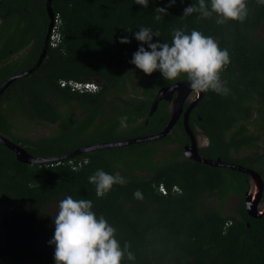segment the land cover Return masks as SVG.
<instances>
[{
    "label": "trees",
    "instance_id": "trees-1",
    "mask_svg": "<svg viewBox=\"0 0 264 264\" xmlns=\"http://www.w3.org/2000/svg\"><path fill=\"white\" fill-rule=\"evenodd\" d=\"M47 1L0 0V86L39 60L51 23ZM169 2L150 0L143 7L138 0H52L60 37L50 40L33 73L0 95V134L48 158L159 133L171 112L162 100L151 113L157 92L187 78L166 81L159 72L149 76L137 69L130 60L139 42L126 30L149 27L171 44L175 29H195L230 55L221 73L228 94L203 92L191 111L192 129L197 135L198 124L209 138L200 153L253 169L264 182V5L248 0L243 23L217 24L215 14L183 17L184 8L198 0ZM158 7L167 12L157 13ZM125 35L131 43H120ZM72 82H95L98 90L82 91ZM28 124L57 127L50 135H21ZM190 142L180 121L157 140L55 162H22L0 143V264H55L52 206L69 195L91 200L97 216L116 228L121 245H130L135 260L121 264H264V214L252 217L246 207L251 175L187 158L184 146ZM98 169L118 173L126 183L98 197L88 179ZM232 196L237 208L228 214ZM23 229L36 233L26 239ZM43 233L48 242L39 247Z\"/></svg>",
    "mask_w": 264,
    "mask_h": 264
},
{
    "label": "clouds",
    "instance_id": "clouds-1",
    "mask_svg": "<svg viewBox=\"0 0 264 264\" xmlns=\"http://www.w3.org/2000/svg\"><path fill=\"white\" fill-rule=\"evenodd\" d=\"M149 2L138 0L143 7H148ZM257 2L264 5V0ZM175 4L176 0H170L168 7ZM247 4L248 0H198V3L184 8L183 17L198 13L201 18H213L215 14L217 24L229 20L243 23L248 16ZM156 12H167V8L158 7ZM156 19L159 20L160 16L157 15ZM126 31L139 42L130 63L144 74L150 76L159 72L166 81L186 76L190 87L198 92L228 94L229 89L223 83L221 73L230 64V55L227 49L218 46L213 37L195 29L188 34L185 29L178 28L174 30L172 43L169 44L162 42L159 32L149 27H140L135 32ZM120 43L129 44L131 38L121 36ZM126 120L127 117L121 119L123 126H126ZM88 179L95 185L98 197L111 192L114 185L126 183L120 174H109L102 169L95 171ZM134 195L142 198L139 191ZM53 222L54 235L49 244L55 247V264H121L125 258L135 260L130 245L125 243L122 246L118 241L116 228L103 215L98 217L93 211L91 200L67 196L59 202Z\"/></svg>",
    "mask_w": 264,
    "mask_h": 264
},
{
    "label": "water",
    "instance_id": "water-1",
    "mask_svg": "<svg viewBox=\"0 0 264 264\" xmlns=\"http://www.w3.org/2000/svg\"><path fill=\"white\" fill-rule=\"evenodd\" d=\"M51 2H52V0L47 1V7H48V11H49V14L51 17V23L49 26V30H48V33H47V36L45 39L44 47H43V50H42V53L40 55L39 60L29 70L17 73L15 75L11 76L10 78H8L0 86V95L4 93V91L12 84V82L14 80H16L19 77H24V76H27V75L33 73L41 65L44 58L46 57L47 50H48L50 40H51V35H52L54 25H55V13H54L53 8L51 6ZM176 92L178 93V95H177L175 103H174L172 118H171L170 122L167 124V126L162 131H160L159 133L146 135V136H139V137H134V138H129V139L117 140V141L101 142V143L86 145V146H83V147H81V148H79L73 152H70L68 154H64L61 156H55V157H48V158L38 157V156L32 155L23 146H21L20 144L14 143L13 141H11L10 139H8L7 137H5L2 134H0V143L7 145L11 149H13L16 152L17 159H19L22 162L41 163V162L61 161V160L73 157L75 155H79L82 153L91 152V151H95V150H100V149H104V148H112V147H118V146H125V145H129L132 143H139V142H143V141L157 140L159 138H162V137L168 135L172 131L173 127L175 126L176 122L180 118L181 114L184 112L185 129H186V131L189 134L190 139H191V143L187 144L184 147V155L189 159L199 161V162H203V163H206V164H209L212 166L225 167V168L249 173L251 175L252 181H253L256 189H257V193L253 194V193L247 192V194H246V207H247L249 214L252 217L257 218V217L262 216L264 214V211L259 212V209H258V203L260 201V198L263 194V189H264V182H263L261 175L257 171L250 169L248 167H245L241 164L226 162V161L222 160L221 158H218V159L206 158V157H203L200 153L199 141H198L197 135L195 134V132L193 131V129L191 128V126L189 124V116H190L193 108L197 105L198 101L203 96V92H198V91L192 89L190 87L188 80H181V81H177V82L173 83L172 85L164 86L156 94V97L153 101V105L151 108V113H154L157 110L159 103L162 100H172L173 96ZM193 92H198L199 95L195 100H193L190 103L188 108L184 111V104H185L186 100L188 99L189 95Z\"/></svg>",
    "mask_w": 264,
    "mask_h": 264
},
{
    "label": "rangeland",
    "instance_id": "rangeland-1",
    "mask_svg": "<svg viewBox=\"0 0 264 264\" xmlns=\"http://www.w3.org/2000/svg\"><path fill=\"white\" fill-rule=\"evenodd\" d=\"M260 36L261 38L264 40V24L261 27L260 31ZM195 95H197L196 92H193L191 97H194ZM57 127V125H50V126H42V125H38V124H28L26 126H23V130L20 132L21 135H28V136H44V135H50L53 133L54 129ZM199 143L201 146H205L209 143V139L208 137L204 134L203 131H199ZM251 190L253 188H255L254 183L251 182ZM262 204V203H261ZM52 207H57L58 206H52ZM57 208H54L55 211H57ZM237 208V198L235 196H232L229 200V203L226 205L225 211L226 213H232V211L234 212L235 209ZM22 235L26 238V239H30L33 237V235L36 233V230H27V229H23L22 231ZM48 238L46 236V233H43L42 238L40 240V242L38 243V246L41 247L43 244L47 243ZM53 246V245H52ZM53 250L55 252V247L53 246Z\"/></svg>",
    "mask_w": 264,
    "mask_h": 264
},
{
    "label": "flooded vegetation",
    "instance_id": "flooded-vegetation-1",
    "mask_svg": "<svg viewBox=\"0 0 264 264\" xmlns=\"http://www.w3.org/2000/svg\"><path fill=\"white\" fill-rule=\"evenodd\" d=\"M197 93V95H195L194 97H191V95H192V93L189 95V97H188V99L186 100V102H185V104H184V111L188 108V106L190 105V103L193 101V100H195L197 97H198V92H196ZM177 95H178V93L176 92L175 94H174V96H173V99L172 100H167L168 101V107H169V110H170V112H171V117H170V120H171V118H172V113H173V109H174V103H175V100H176V97H177ZM156 97V96H155ZM155 99V98H154ZM160 104V103H159ZM185 115H184V112L181 114V116H180V118L178 119V121L176 122V123H178V122H183V124H184V122H185V117H184ZM190 117H191V114H190V116H189V124H190ZM200 119V118H199ZM170 120H169V122H170ZM176 125V124H175ZM167 126V125H166ZM191 126V125H190ZM184 127H185V125H184ZM192 128V127H191ZM195 128H196V131H197V138L199 137V131H203L202 130V128L201 127H199V125L198 124H196L195 125ZM193 131H194V129H193ZM195 132V131H194ZM196 134V133H195ZM207 136V135H206ZM208 137V136H207ZM209 139V138H208ZM198 141H199V139H198ZM191 143V142H190ZM190 143H188V144H190ZM209 144V143H208ZM207 144V145H208ZM187 145V144H186ZM185 145V146H186ZM184 146V147H185ZM206 146V145H205ZM201 147H204V146H201L200 145V143H199V148H201ZM252 183H253V181H252ZM248 192L249 193H253V194H255V193H257V189H256V187L255 188H253L252 190H251V187H250V189L248 190ZM262 203V204H261ZM258 209H259V212H263L264 211V201H263V199H262V196H261V198H260V201H259V203H258Z\"/></svg>",
    "mask_w": 264,
    "mask_h": 264
},
{
    "label": "built area",
    "instance_id": "built-area-1",
    "mask_svg": "<svg viewBox=\"0 0 264 264\" xmlns=\"http://www.w3.org/2000/svg\"><path fill=\"white\" fill-rule=\"evenodd\" d=\"M54 29H55V27H54ZM54 29H53V32L51 35V39L57 40L60 36L57 32H55L56 30H54ZM63 84H66V82L65 83L63 82ZM71 84L73 85V88H77V89H80L82 91L98 89V85L95 82H90V83L72 82ZM160 189L163 193L167 192L164 186H161Z\"/></svg>",
    "mask_w": 264,
    "mask_h": 264
}]
</instances>
